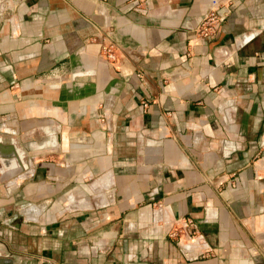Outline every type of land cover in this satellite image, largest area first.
Returning <instances> with one entry per match:
<instances>
[{"label": "crops", "instance_id": "obj_1", "mask_svg": "<svg viewBox=\"0 0 264 264\" xmlns=\"http://www.w3.org/2000/svg\"><path fill=\"white\" fill-rule=\"evenodd\" d=\"M0 264H264V0H0Z\"/></svg>", "mask_w": 264, "mask_h": 264}, {"label": "built area", "instance_id": "obj_2", "mask_svg": "<svg viewBox=\"0 0 264 264\" xmlns=\"http://www.w3.org/2000/svg\"><path fill=\"white\" fill-rule=\"evenodd\" d=\"M221 22H222V17L216 12H211L205 15V18L203 20V23L201 24V29H200L202 35L209 36L215 33L219 28ZM108 55L111 58H115L114 53L110 49Z\"/></svg>", "mask_w": 264, "mask_h": 264}]
</instances>
